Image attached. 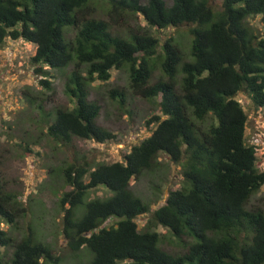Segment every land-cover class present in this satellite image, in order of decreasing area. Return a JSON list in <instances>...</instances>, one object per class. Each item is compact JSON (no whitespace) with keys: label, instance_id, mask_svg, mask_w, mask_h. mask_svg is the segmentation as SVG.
<instances>
[{"label":"trees","instance_id":"16d2710c","mask_svg":"<svg viewBox=\"0 0 264 264\" xmlns=\"http://www.w3.org/2000/svg\"><path fill=\"white\" fill-rule=\"evenodd\" d=\"M263 13L264 0H0V45L6 38L35 45L30 61L41 87L52 89L48 70L70 67L64 91L73 106L45 113L39 105L44 135L56 144L115 138L97 124L101 105L89 99L92 83L108 81L112 69L125 67L131 93L159 111L146 122L155 124L151 133L121 161L93 165L82 157L62 168L70 188L59 198L61 234L71 254L85 250L87 264H264V208H247L264 170L245 140L247 114L236 98L242 92L252 109L264 107V36L247 21ZM180 26L188 27L193 61H183L172 37L150 31ZM156 69L162 76L151 81ZM108 94L127 105L123 89ZM159 157L182 177L151 210L129 187L144 171L166 168ZM99 187L112 195L87 201L79 214ZM26 213L0 177V224L16 228ZM146 215L139 229L136 218ZM158 225L184 249L161 248ZM0 247L8 249L0 264H62L31 225L19 238L0 227Z\"/></svg>","mask_w":264,"mask_h":264},{"label":"rangeland","instance_id":"374dc122","mask_svg":"<svg viewBox=\"0 0 264 264\" xmlns=\"http://www.w3.org/2000/svg\"><path fill=\"white\" fill-rule=\"evenodd\" d=\"M215 4L218 6L220 0H215ZM99 16L105 17V14L101 12ZM247 21L256 32L264 36V13L250 17ZM139 22L145 24L141 16ZM150 31L161 41L172 37L179 43L183 61L194 60L190 53L191 36L187 26L160 30L150 28ZM160 51L159 47L158 52ZM34 52L35 45L22 39L6 38L0 45V177L6 183L7 191L17 194L27 207L26 215L18 220L16 228L9 229L3 223L0 227L8 229L11 235L19 238L26 232L28 225H31L38 236L52 246L53 253L62 259V264H87L88 253L82 250L76 256L71 254L61 234L63 212L59 198L62 192L70 188L64 186L62 168L76 160L81 162L82 157L93 165L97 162L121 161L123 154L129 152L131 146L151 133L155 124L146 122L153 115L159 114V111L153 102L131 93L125 67L112 69L108 81L97 80L92 83L89 99L97 100L101 105L97 124L112 132L115 138L103 143L93 139L73 138L68 146L56 144L44 135L45 114L41 112L39 105L45 113L51 112L54 107L73 106V101L64 91L70 67L48 70L51 77L47 78L51 81L52 89L43 88L38 83L39 76L34 72L30 61ZM160 76V70L156 69L151 81ZM177 77L179 79L180 74ZM113 87L125 91L127 105L120 107L117 101L109 97L108 90ZM23 91L28 92L29 96L23 94ZM236 98L247 114L245 140L255 147L257 166L264 170V107L252 109L249 106L250 99L242 92ZM159 159L167 164L166 168L144 171L139 179L130 181L129 187L151 210L164 203L168 189L177 188L182 177L179 166L166 162L162 157ZM111 195L112 192L104 187L89 190L77 212L80 214L85 210L84 204L87 201ZM253 206L264 208V185L250 197L247 208ZM147 217L136 218L139 229L144 227ZM110 223L111 220L106 221L105 225ZM154 229L160 233L159 246L165 251L175 253L184 249L186 244L178 241L169 229L161 225ZM191 241L194 239H187V243ZM0 250L4 252L8 249L0 247Z\"/></svg>","mask_w":264,"mask_h":264}]
</instances>
